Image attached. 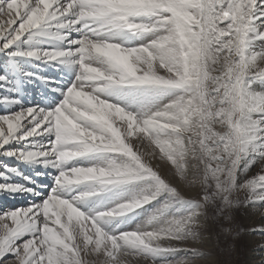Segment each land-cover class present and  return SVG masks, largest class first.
Instances as JSON below:
<instances>
[{
  "label": "snow or ice",
  "instance_id": "snow-or-ice-1",
  "mask_svg": "<svg viewBox=\"0 0 264 264\" xmlns=\"http://www.w3.org/2000/svg\"><path fill=\"white\" fill-rule=\"evenodd\" d=\"M246 232L264 0H0V264H216Z\"/></svg>",
  "mask_w": 264,
  "mask_h": 264
},
{
  "label": "bare ground",
  "instance_id": "bare-ground-1",
  "mask_svg": "<svg viewBox=\"0 0 264 264\" xmlns=\"http://www.w3.org/2000/svg\"><path fill=\"white\" fill-rule=\"evenodd\" d=\"M238 215L237 217L239 219H237V224H243L245 228L259 223V220L254 217H242ZM228 243L233 244L234 248L229 250L226 246ZM262 245H264V235L259 233L246 232L238 236L235 240H231V238H229L228 241H224L222 238L220 248L215 249L216 264L228 263L225 262L221 253L224 255L226 253L228 258H233L230 264H264V247H262ZM242 246L244 255L240 252Z\"/></svg>",
  "mask_w": 264,
  "mask_h": 264
},
{
  "label": "rangeland",
  "instance_id": "rangeland-1",
  "mask_svg": "<svg viewBox=\"0 0 264 264\" xmlns=\"http://www.w3.org/2000/svg\"><path fill=\"white\" fill-rule=\"evenodd\" d=\"M238 216H239V215H238ZM237 219H239V218L237 217ZM240 245H241V244H240ZM240 252H241L242 255H244V252H243V246L241 247ZM223 253H225V252H223ZM221 256L224 257L225 262H228L227 264H230V263L232 262V259H233V258H228L226 253H225V255L221 253ZM229 257H230V256H229Z\"/></svg>",
  "mask_w": 264,
  "mask_h": 264
}]
</instances>
